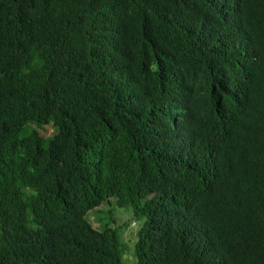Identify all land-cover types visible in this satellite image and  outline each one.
Segmentation results:
<instances>
[{"label":"trees","instance_id":"obj_1","mask_svg":"<svg viewBox=\"0 0 264 264\" xmlns=\"http://www.w3.org/2000/svg\"><path fill=\"white\" fill-rule=\"evenodd\" d=\"M112 200L134 264H264V0H0V264H122Z\"/></svg>","mask_w":264,"mask_h":264},{"label":"rangeland","instance_id":"obj_2","mask_svg":"<svg viewBox=\"0 0 264 264\" xmlns=\"http://www.w3.org/2000/svg\"><path fill=\"white\" fill-rule=\"evenodd\" d=\"M45 128L46 131L40 132L42 140L48 139L53 132V127L51 125H44L42 130ZM87 217L89 220H93L91 222H93L94 225H98L97 227H102L106 224L113 228H120V226H122L119 232L120 239L125 248L122 252V264H134L135 259L131 256V251L133 252L134 236L140 226V222L134 219L131 208L118 207L112 200L111 203L102 204L98 208L87 212ZM97 219L99 222L96 221Z\"/></svg>","mask_w":264,"mask_h":264}]
</instances>
